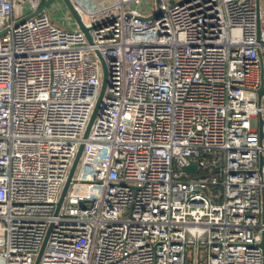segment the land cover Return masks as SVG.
<instances>
[{
	"label": "built area",
	"instance_id": "obj_1",
	"mask_svg": "<svg viewBox=\"0 0 264 264\" xmlns=\"http://www.w3.org/2000/svg\"><path fill=\"white\" fill-rule=\"evenodd\" d=\"M143 1L0 0V264H264V0Z\"/></svg>",
	"mask_w": 264,
	"mask_h": 264
},
{
	"label": "water",
	"instance_id": "obj_2",
	"mask_svg": "<svg viewBox=\"0 0 264 264\" xmlns=\"http://www.w3.org/2000/svg\"><path fill=\"white\" fill-rule=\"evenodd\" d=\"M56 1L57 2L58 1H62V3L64 4L66 10L70 13L71 17L73 18V20L77 24L78 28L84 33V35L86 36V38L89 41V43L92 44V37H91V34H90L91 29L85 26L81 15L78 13V11L74 7V5L71 2V0H40V3L36 7L35 11H33L30 14H28L27 16H25L21 20H19L18 24H22L25 21H27L29 19H32V18L42 14L46 9H48ZM258 11H259V3H258ZM162 12L163 11L157 12V14L155 16L156 17L160 16ZM259 32H260V25L258 24V33ZM96 54H97L98 58L100 59V62H101L102 68H103V83H102V89H101V93H100L99 99L97 101L96 107H95V109L93 111L92 116H90L91 118H90L89 124L87 126L86 132L84 134V139H87V137H88V134L90 132L91 126H92V124H93V122L95 120V117L97 116V113L99 111V108H100L102 100H103V96H104L105 90H106L107 85H108V71H107V67H106L105 61H104V59L102 58V56L100 55L99 52H96ZM263 93H264V85L261 86L260 91H259L260 95H262ZM83 149H84V144H81V146L79 147V151L77 153V156H76V158L74 160V163L72 165V168L70 170V173H69L67 182L65 184V187H64V189L62 191L61 197H60L59 202L57 204V211L60 208V206H61V204H62V202L64 200V197H65V195L67 193L68 188L70 187V183H71V181L73 179V175H74V173L76 171V168H77V165H78L79 160L81 158V155L84 152ZM195 170H197V166L194 163H191L190 165H188L185 168V171L188 174L192 173V171H195ZM49 233H50V230L47 233V235H46V237H45V239L43 241L41 249H40V251H39V253H38L37 257H36L35 264H39L40 263L41 257H42V255L44 253L45 247H46L47 242L49 240L48 239L49 238Z\"/></svg>",
	"mask_w": 264,
	"mask_h": 264
},
{
	"label": "rangeland",
	"instance_id": "obj_3",
	"mask_svg": "<svg viewBox=\"0 0 264 264\" xmlns=\"http://www.w3.org/2000/svg\"><path fill=\"white\" fill-rule=\"evenodd\" d=\"M61 4L63 5V7L60 9L59 12H56L55 11V8L56 6L58 7V5ZM154 5L156 7V3H155V0H144L142 5H141V10L144 12V13H148V12H151L152 9H154ZM264 6L262 5V8ZM49 11V13L52 14V19L54 21H59L60 19H64L65 15H66V8L64 6V4L62 3V1H56L54 4H52L49 9L47 10ZM72 20V19H71ZM75 22V21H74Z\"/></svg>",
	"mask_w": 264,
	"mask_h": 264
}]
</instances>
